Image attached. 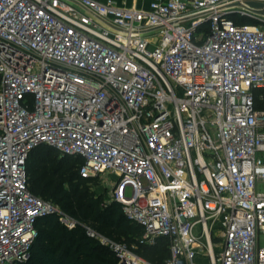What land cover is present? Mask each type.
I'll use <instances>...</instances> for the list:
<instances>
[{
	"label": "built area",
	"instance_id": "1",
	"mask_svg": "<svg viewBox=\"0 0 264 264\" xmlns=\"http://www.w3.org/2000/svg\"><path fill=\"white\" fill-rule=\"evenodd\" d=\"M264 0H0V264L60 215L117 264H151L32 193L40 146L118 180L165 264H264ZM250 22V23H249ZM260 105H263L260 107ZM131 194H128V190Z\"/></svg>",
	"mask_w": 264,
	"mask_h": 264
},
{
	"label": "trees",
	"instance_id": "2",
	"mask_svg": "<svg viewBox=\"0 0 264 264\" xmlns=\"http://www.w3.org/2000/svg\"><path fill=\"white\" fill-rule=\"evenodd\" d=\"M59 155L49 146H40L31 153L28 175L32 193L111 241L125 243L149 263L165 264L169 257L168 241L161 240L155 246L141 244L144 228L129 220L120 204H107L103 196L97 197L90 191L97 178L80 177L83 161L69 156L58 159ZM36 228L38 238L33 244L31 258L24 264L118 263L114 253L89 236L82 225L69 229L57 213L40 218Z\"/></svg>",
	"mask_w": 264,
	"mask_h": 264
},
{
	"label": "rangeland",
	"instance_id": "3",
	"mask_svg": "<svg viewBox=\"0 0 264 264\" xmlns=\"http://www.w3.org/2000/svg\"><path fill=\"white\" fill-rule=\"evenodd\" d=\"M62 156L59 155L58 159H60ZM118 179L109 173L104 174L103 176L99 177L97 182L92 184L90 186V191L97 197L103 196L105 203L109 204L112 201V186ZM128 194H131V190H128ZM164 239H158L156 241V245L159 244V242H162ZM145 246H148V244H144ZM200 264H205L204 259L198 260Z\"/></svg>",
	"mask_w": 264,
	"mask_h": 264
},
{
	"label": "crops",
	"instance_id": "4",
	"mask_svg": "<svg viewBox=\"0 0 264 264\" xmlns=\"http://www.w3.org/2000/svg\"><path fill=\"white\" fill-rule=\"evenodd\" d=\"M119 6L122 7H147L149 0H115Z\"/></svg>",
	"mask_w": 264,
	"mask_h": 264
},
{
	"label": "water",
	"instance_id": "5",
	"mask_svg": "<svg viewBox=\"0 0 264 264\" xmlns=\"http://www.w3.org/2000/svg\"><path fill=\"white\" fill-rule=\"evenodd\" d=\"M249 5L253 8L260 9L261 13L264 14V4L259 2H249Z\"/></svg>",
	"mask_w": 264,
	"mask_h": 264
}]
</instances>
